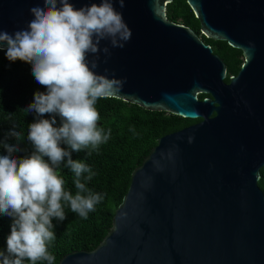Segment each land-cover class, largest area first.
<instances>
[{"label": "water", "instance_id": "95a60500", "mask_svg": "<svg viewBox=\"0 0 264 264\" xmlns=\"http://www.w3.org/2000/svg\"><path fill=\"white\" fill-rule=\"evenodd\" d=\"M173 1L113 0L132 36L122 49L101 41L111 56L105 63L101 51L94 71L126 80L115 99L200 122L158 140L106 237L59 264H264V0H186L204 37L242 52L237 75L193 29L169 20ZM38 5L0 0V32L27 29Z\"/></svg>", "mask_w": 264, "mask_h": 264}, {"label": "clouds", "instance_id": "9594fccd", "mask_svg": "<svg viewBox=\"0 0 264 264\" xmlns=\"http://www.w3.org/2000/svg\"><path fill=\"white\" fill-rule=\"evenodd\" d=\"M118 2L123 8L124 0ZM30 13L33 19L27 29L14 34L0 32V49L6 48L9 61L30 63L35 80L46 88L44 93H35L27 112L56 114L63 123L53 127L54 115L51 121L40 119L29 126L27 138L35 147L30 158L17 160L11 153L19 147L4 145L9 155L0 156V213L14 217V222L7 237V255L0 252L2 264H23L25 259L31 264L41 260L53 264L55 257L47 245L55 239L52 218L65 219L61 202L87 219L103 199L91 192L82 195L88 191L81 182L82 174L88 173L85 179L91 180L94 173L84 163L74 161L71 152L89 147L96 150L109 139L110 131L105 134L97 126L100 116L95 105L100 99L119 97L126 80L94 70L99 66L101 51L105 63L111 56L108 46L101 49V41L122 49L132 36L113 0L79 9L69 0H43V6L32 7ZM89 53L94 56L91 61ZM9 135L20 138L15 130ZM62 143L71 151L62 148ZM66 157V167L75 176V195L65 191V182L56 171Z\"/></svg>", "mask_w": 264, "mask_h": 264}, {"label": "trees", "instance_id": "16d2710c", "mask_svg": "<svg viewBox=\"0 0 264 264\" xmlns=\"http://www.w3.org/2000/svg\"><path fill=\"white\" fill-rule=\"evenodd\" d=\"M169 20L193 29L205 44L210 45L214 54L226 64L228 74L237 75L244 64L240 50L230 47L226 42H215L201 33L200 22L186 0H174L167 7ZM30 63L16 60L9 61L6 51L0 50V156L9 155L5 143L17 145L19 151L11 156L17 160L30 158L35 147L28 140L29 126L40 119L51 121L55 115L56 124L62 126L63 121L56 114L39 116L35 111L27 112V107L34 102L37 92H46L32 74ZM230 82L229 77L226 80ZM207 96L200 95L203 100ZM100 119L99 126L105 134L110 131L109 139L98 149L90 147L79 152L72 151L74 161H80L91 168V180L85 179L88 173L82 174L81 182L88 190L82 195L100 194L103 199L89 212L87 219L81 218L70 209V205L61 202L65 211V219L59 221L52 218L55 239L48 243V252L55 257L53 264H59L64 256L75 251H93L106 237L116 210L127 194L133 171L139 167L162 137L183 130L200 120L184 119L166 112H151L137 105L126 103L115 98L100 99L95 105ZM11 130L20 133V138L9 135ZM67 149V145L61 144ZM45 162L50 164L47 157ZM67 157L56 167V171L64 180L65 191L75 195L78 191L74 185V173L66 167ZM55 167V166H54ZM259 187L264 192V167L261 169ZM14 217L0 213V252L7 255V237L11 234ZM2 264V259H0ZM23 264H31L27 259ZM36 264H48L37 261Z\"/></svg>", "mask_w": 264, "mask_h": 264}]
</instances>
